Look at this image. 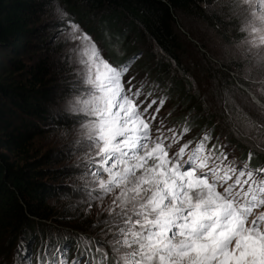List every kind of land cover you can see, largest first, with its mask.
Returning <instances> with one entry per match:
<instances>
[{"label": "snow or ice", "instance_id": "snow-or-ice-1", "mask_svg": "<svg viewBox=\"0 0 264 264\" xmlns=\"http://www.w3.org/2000/svg\"><path fill=\"white\" fill-rule=\"evenodd\" d=\"M57 13L65 18L61 35L71 54L65 59L79 85L65 111L77 117L74 143L87 158L77 167L90 177L88 200L70 207L76 212L86 204L87 215L97 202L108 218L90 226L89 232L100 229L96 235L74 238L71 261L70 249L41 237L37 264H264V166L251 165L255 154L238 161L210 131L186 139L189 126L178 133L157 122L165 99L145 94L126 63L109 61L90 33L62 9ZM232 15L247 33L242 42L250 47L241 53L248 74L264 85V0H232ZM259 91L264 95V86ZM253 100L264 109V101ZM252 123L257 134L247 136L264 151V122ZM27 251L21 239L14 261Z\"/></svg>", "mask_w": 264, "mask_h": 264}, {"label": "rangeland", "instance_id": "rangeland-1", "mask_svg": "<svg viewBox=\"0 0 264 264\" xmlns=\"http://www.w3.org/2000/svg\"><path fill=\"white\" fill-rule=\"evenodd\" d=\"M214 1L230 3L232 6V0ZM57 8L66 12L69 18L94 37L105 58L116 64L126 63L130 74L136 77L137 84L141 81L145 83V94L152 92L153 98L165 99L164 107L156 114L157 122L162 121L163 126L178 133L189 126L191 132L186 135V139L199 137L210 131L213 142L218 137L219 142L228 145L227 150L238 161L247 160L251 150L255 154L251 165L264 166V151L256 147L257 140L247 136L248 133L253 136L257 134L258 126L253 121L264 122V109L253 100L255 95L264 101V95L259 91L264 85L258 80H249L252 92L247 90L238 80H246L243 75L239 74L237 77L236 73L225 70L220 63L204 53L199 44L178 24H175V30L180 67L168 68L170 73H166L162 68L167 61L151 43H136L131 40V50H124L122 47L107 48L92 32L98 15L95 17L92 12L79 6L78 9L83 12H79L81 15L78 16L65 11L59 0H47L45 13L41 15L36 32L29 39L31 44L21 56L25 64L40 63L43 66L40 87L48 94L46 101L42 103L45 106V122L35 120L36 127L32 126L30 129L31 137L24 141L20 149L6 150L0 147V153L5 155L4 159L10 167L29 170L28 175L46 188L42 196L43 203L40 204L42 213L30 217L28 224L31 228L28 230L24 224L0 225V264H27L29 257L31 264H37L38 249L50 235L53 247L70 249L68 257L71 261L77 254L74 238L82 232L96 235L100 229L89 232L90 226L98 218H108V213L96 206L97 202H94L87 215L82 210L87 207L86 204L81 203L76 212L70 207L88 200L89 189L85 186V179L90 180V177L82 178L84 169L77 167L87 160L85 150L74 143L78 137L72 128L77 117L65 111L67 101L78 95L79 85L72 64L65 59L66 55L71 54L65 51V37L61 35L66 27L65 18L57 13ZM188 20L201 35L208 38V44L214 42L220 55L226 54L233 58L241 56L242 44L234 46L233 50L217 44L203 23L196 18ZM239 21L242 26V18ZM245 36L247 33H244ZM247 46L250 47L248 44ZM260 50L262 49H252L253 52ZM21 79L22 82H27L26 78ZM177 81L179 85L175 84ZM66 130L68 135H64ZM26 163L30 165L26 166ZM109 201L110 197H106L105 207ZM63 234H68L73 239L65 241ZM21 239L26 242L27 255L21 253L14 261V253Z\"/></svg>", "mask_w": 264, "mask_h": 264}, {"label": "trees", "instance_id": "trees-1", "mask_svg": "<svg viewBox=\"0 0 264 264\" xmlns=\"http://www.w3.org/2000/svg\"><path fill=\"white\" fill-rule=\"evenodd\" d=\"M45 1L0 0V147L6 150L22 147L24 141L31 137V127H36L35 120L45 122L42 103L48 94L40 87L43 66L40 63L25 64L21 60L31 44L29 39L36 32L41 15L45 13ZM59 1L69 13L81 15L79 12L83 10L78 9L81 6L95 17L98 15L92 32L107 48L131 50V40L154 45L167 61L162 68L166 73H170L168 68L180 67L175 30V24H178L204 53L225 70L236 73L237 77L243 75L246 80H238L252 92L249 80H257L256 73L249 76L248 64L242 53L236 58L220 55L214 42L208 44V38L188 20L196 18L203 23L217 44L232 50L241 44L246 48L247 44L242 42L244 33L240 30L239 18L232 15L230 3L221 4L214 0ZM22 77L27 82H22ZM175 84L180 83L177 81ZM258 99L262 101L260 97ZM4 157L0 153V225L24 224L28 230L31 228L28 224L30 217L42 213L40 204L46 188L28 175L29 170L10 167Z\"/></svg>", "mask_w": 264, "mask_h": 264}]
</instances>
